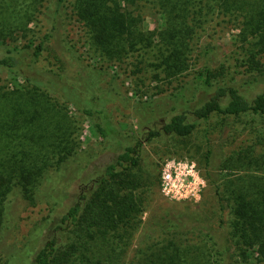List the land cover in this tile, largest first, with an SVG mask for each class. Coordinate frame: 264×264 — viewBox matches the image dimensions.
Returning <instances> with one entry per match:
<instances>
[{
  "label": "rangeland",
  "instance_id": "374dc122",
  "mask_svg": "<svg viewBox=\"0 0 264 264\" xmlns=\"http://www.w3.org/2000/svg\"><path fill=\"white\" fill-rule=\"evenodd\" d=\"M254 3L205 0L201 13L196 1L191 4L192 12L197 11L192 15L204 21L189 41L192 65L183 73L165 75L156 59L158 31L163 24L156 0H68L66 16L54 28L52 0H0V57L9 47L33 49L43 41L35 70L61 74V79L70 81L84 77V69L92 67L88 89L109 98L106 114L123 143L141 140L138 165L119 170L116 179L97 187L79 221L57 232L51 264H149L144 260L148 253L162 248L166 257L155 264H169L170 255L177 254L183 264L211 263L213 256L204 241L191 233V222L199 218L206 231L217 229L229 236L233 216L228 197L242 192L249 202L260 199L264 192V113L213 114L187 136L152 140L145 139L142 120L150 110L146 101L159 102L157 109L166 110L175 105L169 98L172 93L182 91L188 96L187 88L204 65L207 48L212 49L209 64L215 78L240 83L260 77L256 64L250 61L254 49L247 42L251 38L243 39L244 18L254 12ZM87 8L100 18L94 32L82 18L88 14ZM255 58L264 75V50L255 53ZM42 76L38 78L43 80ZM256 86L264 87V83ZM197 92L192 86L190 95ZM87 104L83 102L84 107ZM70 139H76L71 154L55 158ZM16 149L38 159L49 154L50 163H57L45 167L32 186L31 198L17 187L12 189L0 229V264H31L34 252L51 236L56 212L64 211L76 199L85 173L95 177L119 150L98 134L82 108L66 101L60 92L35 88L14 70L0 65V163L7 150ZM172 157L195 161L207 181L198 202L162 194L161 168ZM68 172L74 181L64 197L59 189ZM212 179L221 184L223 209ZM116 193L120 201L128 196L127 202L132 204L128 210L112 209ZM160 216H188L192 221L181 233H161L153 226ZM250 252V259L234 255L233 263L264 264L255 248Z\"/></svg>",
  "mask_w": 264,
  "mask_h": 264
},
{
  "label": "trees",
  "instance_id": "16d2710c",
  "mask_svg": "<svg viewBox=\"0 0 264 264\" xmlns=\"http://www.w3.org/2000/svg\"><path fill=\"white\" fill-rule=\"evenodd\" d=\"M195 1L198 3L199 13H201L200 5L205 0H156V5L163 16V24L158 31L160 45L157 52L158 58L156 57V59L161 72H164L165 75L183 73L192 65L189 41L204 22L192 15V13L197 14V11L192 12V8H190V5ZM253 1L255 2L254 12L244 18L246 32H243V39L251 38V41L247 42L254 49V51H250V61L256 64V70L260 72V77L240 83L236 81L224 82L222 79L215 78L209 64L212 49H205L204 65L197 71L195 81L189 84L187 88L188 96H184L182 91L172 93L169 98L175 100V105L166 110L157 109L159 102L146 101L145 107L150 109V113L145 112L143 114L142 120L146 127V140L166 135L187 136L200 121H207L213 114L229 117L246 112L264 113V87L256 86L259 83H264V75L260 61L255 58V53L264 50V0ZM67 2L68 0H52L54 10L53 28L56 26L55 23L65 18ZM86 10H88V14L84 17L80 16L94 32V27L98 28L97 23L100 18H97L95 13L89 11L88 8ZM247 33L249 34L247 35ZM42 42L35 45L33 49H30V47L24 49L17 46L7 48L0 57V65L14 70L35 88L44 87L60 92V95L66 101L68 100L82 108V111L93 121L98 134L119 150L116 152L113 161L104 166L103 170L97 173L95 177L92 176V173H85L76 199L72 204L64 211L56 212L58 209H54L57 213L55 214L57 220L54 225L50 226L51 236L34 252L31 264H51L58 244L57 232L60 231L61 233L67 227L79 221L84 213L85 206L89 202V196L97 187H104L105 184L116 179L120 175L119 170H127L137 166L140 160L141 148L140 139L134 140L131 144L128 142L123 143L106 114L105 105L109 98L103 94H98L94 89L91 90L90 87L88 89L94 70L92 67L87 66L84 69L86 74L84 77L70 81L61 79V74L58 76L45 74L40 69H34L33 66L38 59ZM40 74L43 75V80L38 78ZM192 86L193 89L196 87L198 90L197 95L194 97L190 95ZM247 87V90L243 89ZM254 89L258 91H251ZM84 101H88L90 104L84 107ZM151 109L156 110L155 114H152ZM75 144L76 139L68 140L63 145V151H60L55 158L63 159L66 155L71 154ZM50 158V155L46 154L42 159H38V156L19 149L10 152L7 150L1 156L0 229L7 214V200L12 189L17 187L23 196L31 198L32 186L43 175L46 170L45 167L57 163H50ZM68 174V176L63 177L60 183L59 193L64 197L67 195V191L69 192L70 184L74 181L72 172L71 174L68 172ZM211 182L221 203L220 208L223 209L225 202H222L220 195L221 184L217 179H212ZM119 196L118 193L114 195L112 209L128 210L132 205L127 202L128 196H123L121 201ZM226 202H228L233 216L229 236L217 229L206 231L201 219L195 218L192 221L188 216L181 217V219L160 216L154 219L153 226L161 233L177 234L186 229L192 221L191 233L195 232L204 241L213 256L210 264H234V255H243L242 257L246 255L250 259L252 258L250 250H254V248L264 258V192L259 200L255 199L252 202H249L242 192H235L228 197ZM148 254L149 257L144 258V260L149 264H155V260L163 261L166 257L164 248L159 251H150ZM170 256L169 264H178V260L183 264V259L179 254H177V257Z\"/></svg>",
  "mask_w": 264,
  "mask_h": 264
},
{
  "label": "clouds",
  "instance_id": "9594fccd",
  "mask_svg": "<svg viewBox=\"0 0 264 264\" xmlns=\"http://www.w3.org/2000/svg\"><path fill=\"white\" fill-rule=\"evenodd\" d=\"M160 177L162 194L178 201L192 198L198 202L201 199V191L207 187V181L200 175L196 162L187 158L167 159Z\"/></svg>",
  "mask_w": 264,
  "mask_h": 264
},
{
  "label": "built area",
  "instance_id": "2783aa9c",
  "mask_svg": "<svg viewBox=\"0 0 264 264\" xmlns=\"http://www.w3.org/2000/svg\"><path fill=\"white\" fill-rule=\"evenodd\" d=\"M165 162H166V161H165ZM165 162H164V163H165ZM164 163H163V165H164ZM163 165H162V168H163ZM162 168H161V169H162ZM188 179L190 180L191 177H189ZM160 181H161V177H160ZM169 198H170V197H169ZM189 199H192V198H189Z\"/></svg>",
  "mask_w": 264,
  "mask_h": 264
}]
</instances>
